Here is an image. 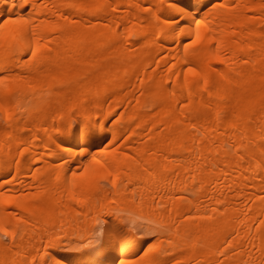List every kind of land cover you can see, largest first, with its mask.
Instances as JSON below:
<instances>
[{"label":"bare ground","instance_id":"obj_1","mask_svg":"<svg viewBox=\"0 0 264 264\" xmlns=\"http://www.w3.org/2000/svg\"><path fill=\"white\" fill-rule=\"evenodd\" d=\"M0 264H264V0H0Z\"/></svg>","mask_w":264,"mask_h":264},{"label":"rangeland","instance_id":"obj_2","mask_svg":"<svg viewBox=\"0 0 264 264\" xmlns=\"http://www.w3.org/2000/svg\"><path fill=\"white\" fill-rule=\"evenodd\" d=\"M124 209L125 210H123V211L125 214H123L122 212H120V213L127 217L126 219L128 221L127 220L126 221L130 225V227L133 229V236L135 238L140 239L141 237L145 236L144 234H148L146 236H149V237L154 236L155 233L153 234V230L149 231V229L146 228L151 223V221L149 219L151 217L147 216L146 212H144V211L142 212V210H134L132 212H131V210L127 211V207H125ZM126 211H127V213H126ZM89 219H91L92 221L94 220L96 222V224L101 223V219L98 217V214L97 215L95 214L93 216L91 215L89 217ZM143 222H145V223H143ZM155 237L156 236H154L153 238H155ZM64 242L67 243V240H65Z\"/></svg>","mask_w":264,"mask_h":264},{"label":"snow or ice","instance_id":"obj_3","mask_svg":"<svg viewBox=\"0 0 264 264\" xmlns=\"http://www.w3.org/2000/svg\"><path fill=\"white\" fill-rule=\"evenodd\" d=\"M35 54H36V53H35V51H33V52L31 53V55H32V56H35ZM189 71H192V70H191V69H189ZM4 234H5V235H10V233H8V232H6V231H5V233H4Z\"/></svg>","mask_w":264,"mask_h":264}]
</instances>
